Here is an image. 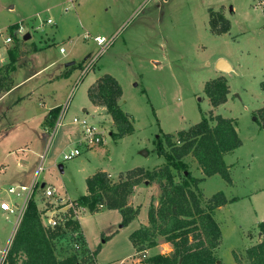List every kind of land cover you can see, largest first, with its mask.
I'll return each mask as SVG.
<instances>
[{
	"label": "rangeland",
	"instance_id": "rangeland-1",
	"mask_svg": "<svg viewBox=\"0 0 264 264\" xmlns=\"http://www.w3.org/2000/svg\"><path fill=\"white\" fill-rule=\"evenodd\" d=\"M254 3L255 0H0V31L14 34L15 24L26 26V32L14 35L13 44L2 49L0 56L22 63L15 67L18 88L0 99V162L7 163L8 179L31 185L41 162V156L33 151L45 155L35 193L39 210L43 211L60 202L59 197L47 198L43 185L55 187L58 196L64 193L75 200L87 192L86 171L105 167L111 182L118 183L136 167L156 170L167 162L158 154V140L170 151L167 134L178 141V132L200 122L203 114L233 117L243 145L226 154L225 161L232 163L230 173L236 183L230 188L220 174H215L199 187L203 200L219 191L242 197L220 216L223 239L217 253L221 264H251L246 244L254 219L245 195L264 187V131L260 121L264 107V12ZM221 5H225L233 23L231 35L223 37L212 33L209 22V8ZM225 8L217 12L225 15ZM28 32L31 38L25 40ZM97 36L107 39L105 46L98 45ZM218 55L234 66L227 78L231 97L224 107H214L204 91L206 82L214 78ZM70 62L74 64L68 66ZM96 74H111L121 84L119 104L130 115L134 133L114 137L117 127L107 108L91 105L87 87ZM56 106L61 111L66 109L64 124L56 127L60 111L57 119L51 120L52 125L56 123L46 131L42 129L45 109ZM75 116L89 117L106 131V139L94 149L64 161L63 150L74 136V130L68 131L74 129L71 125ZM95 151L98 153L93 154ZM183 160L195 177L203 173L193 155ZM59 164L65 166V173ZM173 171L175 180L181 182L184 170ZM161 193L156 180L144 179L137 185L128 203L139 213L125 226L118 209L104 205L99 207V213L90 214L88 210L83 224L91 246L98 250L99 264H145L155 253H172V244L163 236L157 238L156 247L143 251H137L131 239L135 230L150 225L149 209L152 204L159 206ZM24 198L25 193L18 191L14 199L21 203ZM6 216L0 211L4 250L9 249L20 224L16 223V215ZM71 239V232H67L56 241L60 257L71 254ZM82 264L91 263L82 260Z\"/></svg>",
	"mask_w": 264,
	"mask_h": 264
},
{
	"label": "trees",
	"instance_id": "trees-1",
	"mask_svg": "<svg viewBox=\"0 0 264 264\" xmlns=\"http://www.w3.org/2000/svg\"><path fill=\"white\" fill-rule=\"evenodd\" d=\"M230 28L231 22L223 13L210 10V29L214 34L227 33ZM16 60L11 57L7 72L15 69ZM6 79L4 69H0V91L9 89ZM204 91L211 104L217 107L228 100L230 88L227 79L220 76L207 81ZM122 95L121 84L111 74L99 77L88 89L90 101L96 106H105L111 114L117 127L112 135L116 138H123L135 130L130 115L119 104ZM60 111L61 108L56 107L49 112L47 121L50 125ZM260 121L264 127V107L261 108ZM236 125L234 118L203 114L200 122L178 132V141L167 134L170 151L158 140L157 151L167 159L166 164L152 171L136 167L128 172L125 180L118 183H112L106 171H97L87 178L88 193L74 201L86 206L92 213L104 205L109 209H118L122 212L125 226L139 213V209L128 203L135 187L144 179L156 180L162 190L159 206L151 205L148 213L150 225L135 230L131 239L136 250L143 251L156 247L157 238L163 236L172 244L173 251L171 254L155 253L145 260V264H221L217 249L221 243L222 230L215 213L219 207L238 198L229 200L223 191H219L203 200L199 184L204 178L195 177L183 158L193 155L205 177L220 174L228 183H232L225 155L242 145ZM174 169L184 170L185 176L181 182L175 180ZM45 212L46 209L39 210L34 195L28 201L9 246L5 264H82V260L94 264L98 250H89L83 234L84 245L80 251L71 249V254L59 256L56 241L67 232L81 229V224L67 212L69 219L65 224L52 228L43 221ZM258 228L263 234L262 240L247 249L251 264H264V221L258 224Z\"/></svg>",
	"mask_w": 264,
	"mask_h": 264
},
{
	"label": "built area",
	"instance_id": "built-area-1",
	"mask_svg": "<svg viewBox=\"0 0 264 264\" xmlns=\"http://www.w3.org/2000/svg\"><path fill=\"white\" fill-rule=\"evenodd\" d=\"M254 6L264 12V0H255ZM48 23H53V21L51 19H48ZM41 24L37 26V28L41 27ZM15 25L17 27L14 34H5L3 31H0V56L2 49L8 48L9 45L13 44L14 35L17 36L18 33L24 34L26 32V26L22 23ZM95 41L100 46H105L107 43V39L104 36H97L95 38ZM61 51L64 52V49L61 48ZM65 110L63 109L60 114V118L58 119L56 125L57 128L64 124L63 118ZM72 126L74 127V136L70 137L71 139L69 140V143H67L66 147L63 150L64 161L72 160L82 154L84 151L94 149L102 143H105L106 131L103 130L101 126L94 123L89 117L86 116L84 118H80L78 116H75L72 120ZM45 160L46 156L41 155V162L38 167L36 177L31 185L8 186L5 188L0 186V209L7 212L8 214L16 215V223L21 222L26 211L28 201L35 195L37 191L39 176L44 170ZM42 189H44V193L47 198H53L54 200H56L57 197L60 198V202L57 204V206L47 207L46 212L43 214V221L47 226L53 228L58 225H64L67 219H69L67 215L68 213L70 216H72L73 219L77 220L81 224L83 215L88 212V208L86 206H83L78 202H75L74 200L66 199L64 196H58L56 188L51 185H44ZM18 191L25 193V198L21 203H17L15 199L5 197L6 195L14 196ZM59 204H61L60 208L58 207ZM71 236V249L80 251L84 245L82 241L81 229H78L75 232H71ZM89 250L91 249L89 248ZM7 252V248L0 251V264H5ZM144 256L147 257L146 253H144ZM94 264L99 263L95 262Z\"/></svg>",
	"mask_w": 264,
	"mask_h": 264
},
{
	"label": "crops",
	"instance_id": "crops-1",
	"mask_svg": "<svg viewBox=\"0 0 264 264\" xmlns=\"http://www.w3.org/2000/svg\"><path fill=\"white\" fill-rule=\"evenodd\" d=\"M223 8H225V5H221L219 8H213V7H210L209 8V13H210V9H213V10H215V11H221V9H223ZM233 10H234V8H233ZM226 12V13H225ZM224 13H225V17L227 18V19H229L230 20V22H231V28H230V31L229 32H227V33H223V34H220L219 36H227V35H231V29H232V27H233V23H232V20H231V16L227 13V11H226V8L224 9ZM210 22V21H209ZM263 26H264V23H263ZM213 33V32H212ZM221 58H224V59H226L231 65H232V63L225 57V56H223V55H218L217 57H216V62L219 60V59H221ZM17 61L18 62H16V65H15V67H17V65H21L22 63L17 59ZM10 64L11 63V58H10V61H9V57H7V58H4V57H2V58H0V69H4V73H5V75H6V83L7 84H9V89H5V90H3V91H0V99L1 98H5V97H7L12 91H14L15 89H17L18 88V86H19V84L20 83H17L16 81H15V70L16 69H13L12 71H10V72H7V70H6V68H7V64ZM232 67H234L233 65H232ZM231 73H224V72H222V71H220V70H218L217 69V67L215 66L214 67V69H213V76L212 77H214V78H217V77H220V76H224L226 79L229 77V75H230ZM101 76V75H100ZM98 74H96L94 77H93V79L91 80V82L89 83V86L87 87V94H88V89H89V87L94 83V82H96V80L100 77ZM229 88H230V86H229ZM230 97H231V89H230V92H229V94H228V100L225 102V103H223V104H221V105H219V107H224L229 101H230ZM89 101H90V99H89ZM90 103H91V105L92 106H94V107H97L96 105H94L91 101H90ZM57 107V106H56ZM56 107H54V108H56ZM218 107V108H219ZM53 107H47L46 109H45V113H44V119H43V121H42V126H43V128L42 129H44V130H46L47 131V129L48 128H50V124H49V122L47 121V118H48V115H49V112L52 110V109H54ZM218 108H216L215 109V112L217 113V109ZM84 110H88V107H86V108H84ZM62 112V111H61ZM218 114V113H217ZM230 117V116H229ZM232 117V116H231ZM233 118V117H232ZM235 119V118H234ZM55 123H56V121H55ZM54 123V124H55ZM72 126V125H71ZM236 127H237V125H236ZM261 127H262V125H261ZM72 128H74V127H72ZM263 131H264V128L262 127L261 128ZM74 129H72V130H69L68 132H71V131H73ZM237 130H238V127H237ZM238 132H239V130H238ZM239 134H240V132H239ZM66 145H67V143H66ZM242 145H243V143H242ZM66 147V146H65ZM102 149V148H101ZM33 152H35L36 153V155L37 156H41L42 155V153H40V152H38V151H33ZM94 153H98V151H95V152H93V154ZM227 157V156H226ZM225 157V159H227ZM27 160V159H26ZM22 163H23V161H21V160H19V165L20 166H22ZM26 163L28 164V161H26ZM228 165H229V169L230 170H232V163H229L228 161L226 162ZM7 163L5 162V161H1L0 162V186L1 187H8V186H17V185H26L25 183H22V184H17V183H14L13 181H11V180H9L8 179V177L6 176V172H7V165H6ZM233 164H236V163H233ZM30 165L32 166V162H30ZM33 165H34V163H33ZM63 165V164H62ZM59 167H60V164H59ZM63 168H64V171H61L62 173H65L66 172V169H65V166L63 165ZM96 170V171H95ZM97 170L99 171H107L108 169H106L105 167H102V166H98V168L97 169H94V171L95 172H97ZM92 172V171H89V173H88V171H86V173H85V177H86V180H87V178L90 176V175H93L95 172ZM202 171V170H201ZM92 172V173H91ZM231 174V173H230ZM197 177H199V178H204V180L200 183V184H202L204 181H206V179L207 178H209V177H211V176H209V177H205L204 176V174L203 173H201V175H199V176H197ZM231 177H232V175H231ZM235 181H234V179H233V177H232V183H229V187L230 188H232L234 185H235ZM88 193V188H87V192L85 193V194H87ZM62 195L66 198V199H72L71 197H69V196H67L66 194H64V193H62ZM226 195V197L230 200V199H232V198H234V197H237L238 198V200L239 199H242V197H239V196H235V195H233V194H225ZM246 196V198L248 199L247 200V206H248V208H249V210L252 212V215H253V219H254V225L250 228V231L247 233V237H248V243L246 244L247 246H246V249L247 248H249V247H251V246H253V245H255V244H257V243H259L261 240H262V237H263V234H262V232L259 230V228H258V224L260 223V222H263L264 221V201H263V199H264V187H262L260 190H258V191H255V192H253L252 194H250V195H245ZM6 198H10V199H14L15 198V195L14 196H9V195H6L5 196ZM208 197V196H207ZM74 199H76V198H74ZM238 200H236V201H233V202H230V203H228V204H226V205H223V206H221V207H219L217 210H216V213H215V219H216V221L219 223V225H220V227H221V224H222V221L220 220V216L221 215H223V214H225V213H227L228 212V210L230 209V206L234 203V202H237ZM112 210H117V209H112ZM0 211H2L3 213H5V215H7L6 217H8V213L7 212H5V211H3V210H1L0 209ZM90 213V212H89ZM89 213H86V214H84L83 215V218H82V222H81V231H82V234H83V236H84V239L86 240V242H87V245H88V247L91 249V250H95V248H93L92 246H91V243H90V240L88 239V236H87V233H86V231H85V227H84V220H86V217H87V215H89ZM96 213H99V212H96ZM90 214H95V213H90ZM122 219H123V217H122ZM134 220H136V219H134ZM133 220V221H134ZM132 221V222H133ZM145 225V224H144ZM144 225H142V226H144ZM141 226V227H142ZM8 229H9V227L8 228H6V231H8ZM222 230V229H221ZM223 234V233H222ZM4 236V235H3ZM222 239H223V237L221 238V243H220V245H219V247L218 248H220V246L222 245ZM9 240V239H8ZM106 241V240H105ZM3 243V238H2V234L0 233V251H2L3 249H2V244ZM149 253V252H148ZM96 261L98 262V259L96 258ZM99 263V262H98ZM6 264H8V263H6Z\"/></svg>",
	"mask_w": 264,
	"mask_h": 264
},
{
	"label": "water",
	"instance_id": "water-1",
	"mask_svg": "<svg viewBox=\"0 0 264 264\" xmlns=\"http://www.w3.org/2000/svg\"><path fill=\"white\" fill-rule=\"evenodd\" d=\"M31 38V33L30 32H28L25 36H24V39L26 40V39H30ZM72 64H74V62H70V63H68L67 65L69 66V65H72ZM216 67H217V69L218 70H220V71H222V72H224V73H231V72H233L234 71V68L232 67V65L226 60V59H224V58H221V59H219L218 61H217V63H216ZM147 153V152H146ZM60 170L61 171H64V168H63V165L62 164H60ZM44 186V185H43ZM42 186V187H43Z\"/></svg>",
	"mask_w": 264,
	"mask_h": 264
}]
</instances>
